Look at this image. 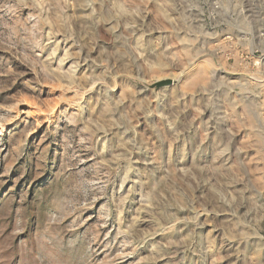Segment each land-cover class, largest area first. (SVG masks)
I'll return each mask as SVG.
<instances>
[{
	"label": "rangeland",
	"instance_id": "rangeland-1",
	"mask_svg": "<svg viewBox=\"0 0 264 264\" xmlns=\"http://www.w3.org/2000/svg\"><path fill=\"white\" fill-rule=\"evenodd\" d=\"M0 264H264V0H0Z\"/></svg>",
	"mask_w": 264,
	"mask_h": 264
},
{
	"label": "water",
	"instance_id": "water-1",
	"mask_svg": "<svg viewBox=\"0 0 264 264\" xmlns=\"http://www.w3.org/2000/svg\"><path fill=\"white\" fill-rule=\"evenodd\" d=\"M172 83H173L172 79L163 78V79L155 81L153 84L148 85L147 87L150 89H153L154 91H157V90L162 89L164 87L170 86Z\"/></svg>",
	"mask_w": 264,
	"mask_h": 264
}]
</instances>
